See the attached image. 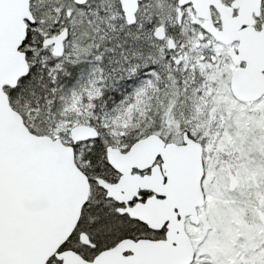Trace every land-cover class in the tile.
Listing matches in <instances>:
<instances>
[{
	"label": "snow or ice",
	"instance_id": "6c2138e0",
	"mask_svg": "<svg viewBox=\"0 0 264 264\" xmlns=\"http://www.w3.org/2000/svg\"><path fill=\"white\" fill-rule=\"evenodd\" d=\"M0 264H264V0H0Z\"/></svg>",
	"mask_w": 264,
	"mask_h": 264
}]
</instances>
